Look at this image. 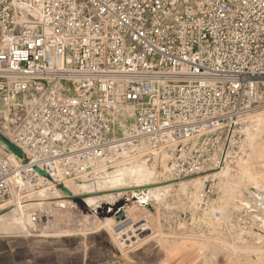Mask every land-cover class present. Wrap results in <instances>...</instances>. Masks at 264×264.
I'll return each instance as SVG.
<instances>
[{
	"label": "built area",
	"instance_id": "2783aa9c",
	"mask_svg": "<svg viewBox=\"0 0 264 264\" xmlns=\"http://www.w3.org/2000/svg\"><path fill=\"white\" fill-rule=\"evenodd\" d=\"M259 109L264 0H0V135L23 154L0 141V204L159 153L165 180L202 177L204 211ZM239 206L224 226L246 229Z\"/></svg>",
	"mask_w": 264,
	"mask_h": 264
},
{
	"label": "rangeland",
	"instance_id": "374dc122",
	"mask_svg": "<svg viewBox=\"0 0 264 264\" xmlns=\"http://www.w3.org/2000/svg\"><path fill=\"white\" fill-rule=\"evenodd\" d=\"M260 111H264V109H259L254 111V113ZM246 124V126H248V121ZM262 131L263 135L260 131L258 137H256V141L260 143V145L257 146L258 149L248 156H245L244 159L242 158L241 162L238 161L237 166L233 169L230 167L229 175L235 176L236 178L239 177L237 173L240 174L243 166L247 162L254 160H252L253 157L257 159V157L261 155L262 157L259 158L264 162V151L262 149L264 145V128ZM247 145L248 148V142ZM247 154L248 153H246V155ZM154 155L156 154L143 156L142 159H145V162L148 160V163H152ZM151 156L152 159L150 158ZM164 161L166 163L165 157ZM254 166L257 171L259 170L264 173V165L255 163ZM116 168V166H113V168L107 169L102 174L94 177L90 183L86 181L77 184L73 183L75 188L79 189L80 186V193H76L74 190L64 186L68 189V192L62 193L56 188L59 194H53L51 193V188V190H43L44 187L51 186L43 183L37 193L38 196L35 195L34 199H32L33 201L29 200L23 202L19 200L23 206V212H28L32 207H37V205H39L38 207L42 209L40 228L53 231L47 235L62 234L64 233L63 231L66 230H69V232H85L95 227H103L111 233L115 242L121 249H131L145 241L146 246L155 244L165 249L167 246L180 241L181 243H186L191 247L197 248L204 259V264H264V229L262 226L257 227L259 222L255 219L256 215H253L257 214L262 216V211L258 210L260 208H256L255 211H251L247 214L248 221L245 224L246 229H243V226L241 227L238 223H231L228 227L222 224L225 218L230 217L235 211L240 209V200L238 198L231 200L224 192L222 184L223 169L213 174V176L216 177L214 184L215 189L210 197L208 208L204 211H199L196 205H190L191 203L187 201V194L194 193L196 195V201L199 200L197 197L199 190H195V187V189H191L192 185H190L189 182L192 179L200 177L195 176L177 181H167L165 180L168 177L166 174L165 178L158 182L151 180L149 184H135L134 182L127 184L119 181L123 174L121 171H116ZM183 183L189 184L184 191L180 190L179 186ZM82 185L92 186L93 191L89 192L84 190L82 192ZM156 187H161V189H152L154 192L157 190L165 191L160 198H157V196H155L156 198H150L146 206H141L137 202L132 201V191H147L150 188ZM88 196H94L95 199L92 204L86 203L84 198ZM10 197L6 200L10 199ZM69 202H73L74 208L64 209L63 207L65 204H69ZM129 207L132 208L130 213L134 219L133 224L130 226V231L134 232L136 230L134 229L135 227H137V229L147 228L149 230L147 232L148 234L159 232V235L146 239L148 235L145 230L141 234L132 235L135 237V240L131 241V247L123 248L122 246L124 245H121L117 238L119 235L117 234V237H115L112 231V227L118 222L114 213L119 209H124V219L126 220L128 217L125 210ZM15 208L16 206L14 203H10L6 208L0 209V216L6 218L8 224L20 232L18 224L20 221L15 217L17 212ZM220 209H223L220 220L221 224L213 219V212ZM111 216L114 218L113 222L111 219L100 222L105 217ZM257 218L259 219L260 217ZM145 222L146 226L144 225ZM100 224L103 225L101 226ZM49 225L52 226L50 227ZM242 233L245 237L239 235ZM229 245H234L235 248L233 249L232 246L229 248ZM246 246L252 247L251 249L255 247L259 251H247L249 248L244 249ZM241 247L243 248L241 249Z\"/></svg>",
	"mask_w": 264,
	"mask_h": 264
},
{
	"label": "crops",
	"instance_id": "0c3cea01",
	"mask_svg": "<svg viewBox=\"0 0 264 264\" xmlns=\"http://www.w3.org/2000/svg\"><path fill=\"white\" fill-rule=\"evenodd\" d=\"M107 219L114 220L111 216L100 222ZM115 225L112 231L117 237ZM0 264H204V259L197 248L180 241L165 249L146 246V241L121 249L103 227L57 235L29 234L18 232L0 216Z\"/></svg>",
	"mask_w": 264,
	"mask_h": 264
},
{
	"label": "bare ground",
	"instance_id": "6f19581e",
	"mask_svg": "<svg viewBox=\"0 0 264 264\" xmlns=\"http://www.w3.org/2000/svg\"><path fill=\"white\" fill-rule=\"evenodd\" d=\"M247 119H248L247 120L248 126H246V129H245V136H246V141L249 143V147H248V152H247L248 154L245 156H248L250 153H253L254 151H256V149H258L257 146L260 145V143L256 141V137H258V134L260 133V131H261V134L263 132L262 129L264 128V111H260V112L254 113V114H250ZM263 141H264V139H263ZM247 142H246V145H247ZM262 149L264 151V145L262 146ZM9 157L14 161L17 160L16 157H14L13 155H9ZM142 157H143V155H138V156L133 157L131 159L120 161L114 165L117 167L115 170L121 171L123 174V176L119 179L120 182L127 183V184H130L132 182H134L135 184L136 183L137 184H149L151 180L158 182L161 179L165 178L167 173L165 172L166 171V169H165L166 163L164 161V155L156 153V155H154V157H153L152 163H148L147 162L148 160L145 162V159H142ZM259 157H262V156L260 155ZM259 157H257V159L253 157L252 158V160L254 159L253 161L247 162L243 166V169L241 168L242 169V172L240 173L241 175L239 173H237L239 175V177H237V178L235 176L229 175L230 173H229L228 167L223 169V171L222 170L221 171H222V178H223L222 184L224 187V192L226 193L228 198L231 200L238 198L240 200V204H243L244 207H248L250 212L255 211L256 208L257 209L260 208L258 210H261L262 211L261 213L263 215L262 214H261L262 216L257 215V214H253V215H256L255 219L258 220L259 222H261V226H262V225H264V173L262 171H259V170L257 171L255 169V166H254L255 163H261V165H264V162L261 161V159ZM150 158L152 159V156ZM146 159H148V158H146ZM259 161H261V162H259ZM240 162H241V160H240ZM240 166H241V164H240ZM214 173L215 172H213V174ZM189 183H190V185H192L191 189L196 188L195 190H199L202 186V179H201V177L195 178V179H192ZM188 185L189 184H186V183L180 184L179 185L180 190H182V191L186 190ZM64 186L69 188V189L74 190L76 193L81 192L80 186H79V189L75 188L73 186V182L66 181ZM82 187H83V188H81L82 192L84 190H87L89 192L93 191L92 186L82 185ZM48 189H50L51 193H53V194H57V195L59 194L57 189L53 186L44 187L43 190H48ZM152 189H161V187L150 188L147 191L142 190L140 192L132 191L131 194H133V196L136 197V200L133 202H137L141 206H144V204L147 203L150 198H152V197L156 198L155 196H157V198H160L162 196V194L165 192V191H161V190H157L156 192H154V190H152ZM198 194H199V192H198ZM191 195L192 196H191L190 201H192V202L190 205H195L194 203L196 201V195L194 193L193 194L191 193ZM94 199H95L94 196L86 197V201L89 204H92L94 202ZM19 200L20 199H19V197H17L16 192L14 191V189H12L10 199L5 200L2 204H0V209H4L10 203H14V205L16 206L15 210L17 211L15 214V217L17 220L20 221V223H18L20 232H25V231L31 232L30 230H27V224L31 223L30 222V215L32 213H34V214L38 215V217L41 219L42 209H41V207L37 206V207H32L31 210L28 212H23V206L21 205V202ZM225 207H226V205H225ZM225 207H224V209H225ZM63 208L64 209L74 208L73 202H69V204H65V206ZM131 209L132 208L129 207L125 210V213L127 214L128 218L124 222H121L115 226V233H117L119 235L117 238H121L122 240H124L123 243H126L125 246H130L131 241L135 240L134 237L132 236V235H134L133 232L129 230L130 226L134 222V219L130 213ZM220 211L223 212V209H220ZM66 215H67V213H66ZM257 217H260V218L258 219ZM108 221H107V223H108ZM111 221L113 222V219H111ZM220 224H221V222H220ZM100 225L102 226L103 224H100ZM104 226H107V225H104ZM54 229H55V227H54ZM139 230H140L139 231L140 233L142 231L146 230L145 232L148 235V236H146V239L148 237H155V236L159 235L158 234L159 232L158 233L153 232L151 234H148L147 232L149 230L147 228H139ZM59 231H60V229H59ZM35 232L36 233H34V234L47 235L48 233H52L53 231L50 229L46 230V229L40 228V229H36ZM63 232L68 233L69 230H66ZM225 245H227V244H225ZM231 246L233 249L235 248L234 245H229V248H231ZM242 248L243 247H241V249ZM248 248H249V250H247V251H251V252L259 251L255 247L253 249H251L252 247H250V246L244 247V249H248Z\"/></svg>",
	"mask_w": 264,
	"mask_h": 264
},
{
	"label": "water",
	"instance_id": "95a60500",
	"mask_svg": "<svg viewBox=\"0 0 264 264\" xmlns=\"http://www.w3.org/2000/svg\"><path fill=\"white\" fill-rule=\"evenodd\" d=\"M0 141L2 143H4L15 155H17L19 157H22L23 156V154H22V152H21L20 149H18L16 146H14L11 142H9L6 138H4L1 135H0ZM62 190L64 192H68L65 187H62ZM135 200H136V197H134L133 194H132V201H135ZM144 206H146V203L144 204ZM114 215H115V217H116L117 220L124 218V213H123V210L122 209L117 210L114 213Z\"/></svg>",
	"mask_w": 264,
	"mask_h": 264
}]
</instances>
